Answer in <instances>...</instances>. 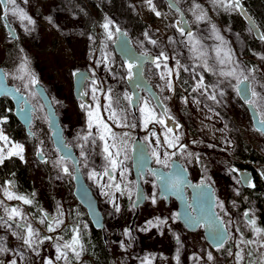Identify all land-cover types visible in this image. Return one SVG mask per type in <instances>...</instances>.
<instances>
[{"label": "rangeland", "instance_id": "obj_1", "mask_svg": "<svg viewBox=\"0 0 264 264\" xmlns=\"http://www.w3.org/2000/svg\"><path fill=\"white\" fill-rule=\"evenodd\" d=\"M100 3V6L104 7L103 10L109 12H106L105 16L103 13L101 15L93 4L88 6L87 13L84 6V14L79 13L72 0H16L17 6L23 9L34 23L27 21L23 24L22 21L25 20H21L18 15H7L9 24L20 36L23 54L18 62H10V73L6 79L19 87L16 88L23 91L35 106L34 114L40 124L34 128L38 127L37 133L43 135L44 149L39 147V142L28 145L11 140L6 130V121L0 119V131L8 137L7 143L0 140V148L4 149L0 154L8 157V152L14 150L13 144L24 146L23 160L31 168L34 185L44 201V211L63 223L58 227L53 224L55 231L50 232L25 209L15 207L21 215L13 220L25 227L9 228L0 222V247L7 249L0 252V262L10 264V261L15 259L17 264H45L47 260H51L52 264H67L70 256L77 260V264H88L84 256L79 254L77 257L71 249L62 247L66 242L60 237L62 229L68 224V206L77 202L73 193V175L70 171V175L64 173L62 166L57 165L61 158L59 154H55L56 157L49 163L41 161L37 156V150L40 148L46 158L52 152L53 141L49 126L43 120L46 119L45 110L31 84L34 75L53 99L61 117L66 141L80 159L83 176L98 198L99 208L105 220L102 231L114 256L113 264H230L231 261L238 264L235 254L241 246L242 233L251 234L256 241L258 239L245 216L247 212L250 219H255V211L253 207L248 210L242 207L240 197L243 186L240 177L238 173L230 172L229 164L236 149L234 136L242 134L253 148L264 154V135L254 128L249 110L235 90L236 79L221 76L219 73L233 68L239 73L243 69L244 74L249 75L252 89L264 97V44L259 42L255 55H248L245 36L230 29L215 17L210 0H178V5L185 11L184 14L192 26L195 39L199 41V53L203 55L190 51L188 38L182 36L179 28L176 30L175 27L180 13L163 4V0H152L156 11L161 13L160 16L152 11L147 0H117L118 4L110 1ZM196 5L200 7L197 8ZM204 7L210 9V15H205ZM0 11L3 12L1 6ZM112 12H115L113 16ZM199 15H203L204 19L197 20ZM107 21L112 22L109 25V30L113 33L111 39L108 37L109 30L103 27ZM142 24H145L144 28ZM117 28L131 34L133 45L141 52H164L169 57L167 61L159 62L160 68L147 66L145 74L159 92L167 112L173 117L176 125H179L172 128L171 133L164 124L157 122L161 118L160 112L148 96H142L135 111L130 101L125 98L126 94L132 97V93L128 84V63L122 61L113 46ZM217 35L222 37L223 41L217 39ZM151 40H155L156 44H152ZM10 45L9 32L0 27V65L6 59V48ZM248 57L255 62L253 68L245 63ZM221 59L225 60V64L219 63ZM205 62L211 71L205 67ZM249 69L255 71L249 73ZM79 70L88 71L94 78L93 81L87 82L84 88L89 98L88 105L81 99L76 100L73 92V73ZM161 73L164 74V79H161ZM180 73L193 83L190 92L178 81ZM201 76L207 91L196 87ZM15 80H23V83H17ZM169 82L172 84L171 90L167 87ZM25 84L28 87H25ZM93 87L99 89L95 94L96 100L93 99ZM221 92L224 93L223 96L220 95ZM211 94L216 95L215 101L209 98ZM108 96L111 97L110 101ZM145 99L149 100V106L154 109L157 117V120L150 122L147 127H144V117L140 112ZM109 103L111 108L106 110ZM81 104L86 107L81 108ZM254 106L264 119V100ZM90 110L93 112L91 129L88 127ZM113 111L118 119L110 118ZM97 115L108 124L116 136L115 142L120 150L118 159L122 164L114 171L105 158L104 141L99 138L101 129L96 123ZM132 124L136 126L131 127ZM89 131L91 136H88ZM125 133L128 135L124 136ZM135 134L147 142L154 165L168 169L170 161L174 158L171 154H178V159L194 181L202 176L214 186L217 213L227 226V241L232 240L234 244L231 252L221 254L217 248H213L206 241L203 227L191 232L179 218H174L173 214L178 213V204L175 200L168 204L165 199L159 198L158 184L154 175L149 172L141 181L147 200L137 213L134 207L137 181L129 152ZM85 136L88 137L87 140L84 139ZM175 136H179L176 146L168 147L166 138L174 139ZM105 138L109 145L113 143L112 136L106 134ZM154 148L160 153L161 160L165 159V152L170 155L167 165L156 162L152 155ZM110 151L115 153L117 148H110ZM64 164L69 170L73 168L71 160H65ZM106 168L111 169L112 176L104 174ZM93 173L95 175H92ZM69 178L72 189L67 184ZM115 184H120L119 190ZM4 189L0 187V211L7 213L6 207L15 201L7 198ZM117 205L119 211L116 210ZM82 209L87 213L85 208ZM149 220L153 221L155 226H149ZM27 225H31L37 233L34 248H29L18 238L26 235ZM125 229L128 234H125ZM42 232L45 235H42ZM58 245L61 246V251L66 253V256L59 260L56 259ZM209 252L212 253V260L208 259ZM261 256L264 264V252H261Z\"/></svg>", "mask_w": 264, "mask_h": 264}, {"label": "water", "instance_id": "obj_2", "mask_svg": "<svg viewBox=\"0 0 264 264\" xmlns=\"http://www.w3.org/2000/svg\"><path fill=\"white\" fill-rule=\"evenodd\" d=\"M165 1L169 6L170 0ZM177 7L179 10H177V8L171 9L180 13L179 18L177 19L178 27H183L186 32L189 30L192 31V26L190 25L187 16L184 14L178 4ZM240 13L248 27L251 29L254 37L257 40H261L262 32L258 24L248 13L244 6L243 11H240ZM3 20L5 22L7 32H9L10 39H17L18 34L9 24L8 19L3 18ZM119 30L120 31L117 32V37L114 43L115 52L121 57L124 62L132 63L137 66L133 68L132 78L129 79V84L133 91V97L131 100L133 108H137L140 101V95L142 91H145L153 97L157 108L165 111L164 104L162 103L158 92L144 74L145 66L148 64H153L152 58L156 57V55L152 52L139 51L133 45L132 39L126 33V31L123 29ZM145 53L148 54L147 58H145L144 56ZM4 73V68L0 65V97L6 96L12 100L15 107L14 113L20 123V126L26 129L28 133H30V125L33 119L35 106L31 103L26 94H24L20 90L18 92L16 91L17 88L7 81ZM75 73H77V75H74L73 81L74 94L76 98H81L86 103H88L87 95L83 94H85L84 87L86 82L91 79L90 73L86 70H79ZM81 76H86L87 79H81ZM246 84L250 89H252L250 80L247 81ZM34 89L39 99L41 100L49 119V129H51L52 141L55 148L59 152V156L70 157L67 160H71L75 167V170L72 174L74 185L73 193L75 199L80 204L81 208L86 209V214L89 218L91 226L95 230H103L105 226V220L99 208L98 198L94 194L93 190L83 176L81 169L79 168V160L76 153L74 152L73 147L66 141L61 119L57 114L53 101L48 91L45 89V86L40 81H38V83L34 85ZM240 97L242 99V102L246 104V107L249 110L250 118L252 120L254 128L264 135V130H261L264 129V125L261 124V120L263 118L259 114L258 110L254 105H249L246 102V99L241 95ZM21 109H24V112H22ZM25 113H27L30 119L25 118ZM64 145H67V147H64ZM38 156L41 161L45 160L44 155ZM132 169L137 181L134 201V207L137 209V213L139 211V208L143 206L147 200L145 190L141 182L142 178H144L148 172H150L151 174L155 173L153 175L156 179V183L158 184L159 198L165 199L167 203H170L171 200L174 199L178 204V213L181 214L179 220L184 224L187 230L194 232L197 231L200 227H203L206 241L213 248H216L214 247L210 235L214 227L211 221L215 220L217 224L222 223L223 227H225L226 229L227 226L224 220L217 213L216 194L214 191V186L211 183L205 181H194L190 177L189 171L185 168V166L178 158L172 159L170 167L168 169H165L162 166L154 165L152 156L149 153L148 144L140 136H136L133 140ZM108 175L112 176L111 170L108 171ZM238 175L244 189L251 186L254 176L250 169L239 168ZM177 176H179L181 180L180 187L176 190H166L165 183L175 179ZM43 213L44 216L45 214H47L50 217L49 213L45 211ZM186 214H191L192 216H202L204 217V221L201 222L200 226L192 227L188 222H186ZM47 221L52 222L53 220L47 219ZM227 234L229 236L228 232ZM227 240L224 242V244L227 242Z\"/></svg>", "mask_w": 264, "mask_h": 264}, {"label": "trees", "instance_id": "obj_3", "mask_svg": "<svg viewBox=\"0 0 264 264\" xmlns=\"http://www.w3.org/2000/svg\"><path fill=\"white\" fill-rule=\"evenodd\" d=\"M91 1L92 4L96 6L98 12L101 15L104 14L103 16H105L108 11L103 10L104 7L100 6V2L107 3L110 1L117 3V0H100V2H96V0ZM210 1H212L211 5L213 4L212 8L215 17L221 23L228 25L230 29H233L239 34L242 33L247 41V54L250 56L255 55L257 52L256 50H258V43L261 42L264 44V39L257 40L254 37L251 29L243 19L240 10L234 9L229 3V0H223V3H221V0ZM240 2L258 24L262 34H264V0H240ZM204 13L207 16L210 15V9L205 8ZM22 23H27V20H25V22L22 21ZM0 27L3 29L5 28L1 13ZM93 30L96 32V28ZM130 36L133 40V36L131 34ZM6 53V59L2 61L1 66L4 68V72L9 75L10 62L12 60H16L18 62L23 54L20 36H18L17 39L11 40V45L6 48ZM245 63L250 68L255 66L254 60L249 57L246 58ZM8 75L6 77H8ZM178 81H181V86L188 92H190L193 88V83L182 73L179 74ZM17 83H23V80ZM14 108V104L9 97H0V119H4L6 121L10 139L14 141L22 139L30 141L31 137L30 135L24 134L23 129L15 116ZM36 119L37 117L35 114L32 127H34V121ZM234 137L236 140V149L232 162L229 164L230 172L232 174H237L239 168H247L252 171L254 176L253 182L250 187L246 189L243 188V193L240 197V200L242 201L241 205L246 210L253 207L255 211L254 220L256 221V226L264 229V154L253 148L252 145L247 142L244 137H242V134H237ZM53 151L54 153H52ZM52 152L49 153L51 160L57 155V152L53 148ZM178 156V154L174 155V157L177 158ZM196 181L205 180L202 176H199ZM71 183V178H69L67 184H69L72 189L73 185ZM0 187H4L9 191H12L11 193L14 196H23L32 201L30 204H25L23 200L14 198L15 202L11 204V206H7L9 211L15 207H21L30 213L38 223H41V220L44 219V201L34 185L31 177V168L25 160H21L18 156L5 158L4 163L0 164ZM68 207V224L62 229V237L60 238H62V240L66 243H70L73 235L76 234L74 229L78 230L79 244L75 246L76 252L79 251L80 255L85 257L88 264H113L114 256L108 247V240L104 232L102 230H95L91 226L87 214L83 211L78 202L75 204H69ZM41 224H43L45 229H48L49 222L47 220ZM41 234L45 235L43 232ZM257 239L258 241L254 240V237H251V234L242 233L243 241L251 240L254 241V243H241L238 252H241L243 259L239 260L238 264H263L261 252H264V247H262L261 244L264 243V232L259 235L257 234ZM233 247V241L229 240L217 251L221 254H228V252L232 251ZM249 253H251V255H249ZM67 264H77V260L69 256ZM230 264H233V262L231 261Z\"/></svg>", "mask_w": 264, "mask_h": 264}, {"label": "snow or ice", "instance_id": "obj_4", "mask_svg": "<svg viewBox=\"0 0 264 264\" xmlns=\"http://www.w3.org/2000/svg\"><path fill=\"white\" fill-rule=\"evenodd\" d=\"M25 2H26V0H25ZM147 3L151 6L152 11L155 12V14L157 16L161 15L160 12L156 11L155 6L152 4V0H147ZM221 3H223V0H221ZM229 3L231 4V6L234 9H238L240 11H243V6H242L240 0H229ZM177 4H178V0H170L169 7L170 8H177V10H179L178 7H177ZM0 6H2V8H3V18L6 19L7 15L9 13H11L13 16H17L18 15L21 20H27L29 23H34L32 18L30 16H28V14L26 12H24L23 9H20L17 6L16 0H0ZM196 7L198 8L200 6L196 5ZM49 19H51V18L49 17ZM202 19H204L203 15L197 16V20H202ZM111 23H112L111 21H107V22L104 23L103 27L105 28V30H109V25ZM213 27H215V26H213ZM116 31L119 32L120 30L117 28ZM179 31H180L182 36H186L188 38V44L191 45L190 51H192L195 54L203 55V53H199V50L197 48V45L199 44V41L195 39L194 34L192 33V31L189 30V31L186 32L183 27H179ZM112 35H113V33L109 30L108 31L109 39H111ZM145 35H147V33ZM217 39H220L221 41H223V38L220 37L219 35H217ZM261 39H264V34H261ZM150 42L152 44H156L155 40H151ZM217 54L219 55V49H217ZM147 55H148L147 53L144 54L145 58H147ZM161 58H163L164 61H167L169 59V57L167 55H165L164 52H161L159 54V56H156V57L152 58V62L156 65L157 68H160V66H161L160 63H159ZM229 60H230V57H229ZM219 63L223 65V64H225V60L221 59L219 61ZM177 65H179V61H177ZM134 67H137V66L132 64V63H128L127 64L129 79L132 78L133 68ZM205 67L208 68L206 62H205ZM165 68H167L166 64H165ZM185 70H187V69H185ZM208 70L211 71L210 68H208ZM253 71H255V69H249L248 70L249 73H251ZM168 72H169V75H171V70L170 69L168 70ZM219 74L221 76L234 77L236 79V83L234 85L235 90H236L237 94L241 95L243 98L246 99V102L249 105H257L262 100H264V97H261L259 93H257L255 90L250 89L248 87L246 82L249 81V75H245L243 69H241L239 71V73H237V69L236 68H233L232 70L227 71V72L221 71ZM4 75L7 76L8 74L4 73ZM73 75H77V73L74 72ZM22 78L23 77H21V79ZM164 78H165L164 74L161 73V79H164ZM81 79H87V77L86 76H81ZM37 83H38V80L33 75L32 78H31V84L35 85ZM93 83H95V81ZM25 87H28V85L25 84ZM167 87L170 90L172 89L171 82H169L167 84ZM196 87H197V89L204 88L205 91H207V88L203 84V76H201L200 82L197 83ZM16 91L18 92L19 89H17ZM97 91H99V89L96 88V87H93L92 93H93V99L94 100L97 99V97L95 95ZM110 92H111V89H109V93ZM83 95H86V93L83 94ZM220 95L223 96L224 93L221 92ZM125 98L127 100H129V101L132 100V97L128 96L127 94L125 95ZM209 98L212 99L213 101H215L216 100V95L215 94H211L209 96ZM108 99L110 101L111 97L108 96ZM149 105H150L149 100L145 99V100H143V106L140 108V112L143 114V117H144V121H143L144 122V127H147L148 124L150 122H152L153 120H157V117L155 115L154 109L151 108ZM80 106H81V108H85L86 107L85 104H81ZM98 107H99V105L97 104V108ZM110 108H111V103H109L106 106V110H108ZM21 111L24 112V109H21ZM165 111H167V110L165 109ZM88 115H89L88 127H89V129H91L92 126H93L92 125V120H91V118L93 116V112L90 110L88 112ZM262 116H264V113H262ZM25 118L26 119H30V117H28L27 113H25ZM110 118H117L118 119L117 114H116L115 111L112 112ZM0 122H2V121H0ZM157 122H159L161 124L165 123V121L163 119H159ZM96 123L100 126V129H101L99 138H100V140L104 141L103 151L106 154L105 158L109 161L110 167L114 171L119 165L122 164V161H120L118 159L119 156H120V150L118 149V145L115 142L116 141V136H115L114 133H112L111 128L108 126V124L103 122V120L100 119L98 115H97ZM261 124L264 125V119L261 120ZM124 126H127V125H124ZM135 126H136L135 124L131 125V127H135ZM176 127H179V125L177 124ZM261 130H264V129H261ZM167 131L169 133H171L173 131V129L172 128H168ZM106 134L112 136V138H113V143L111 145H109V143L107 142V140L105 138ZM91 135H92V133H91V131H89L88 136H91ZM127 135H128L127 133L124 134V136H127ZM153 135H154V133H153ZM84 139L87 140L88 137L85 136ZM0 140L5 141V143L8 142V137L5 136L2 131H0ZM178 141H179V136H175L174 139H167L166 138L165 143L167 144L168 147L171 148V147H175L176 146V142H178ZM93 142H95V141H93ZM157 143L159 144V141H157ZM64 147H67V145H64ZM181 147H184V146L181 145ZM12 148L14 150L8 152V157L18 156L21 160H23L24 159V157H23L24 146L22 144H13ZM110 148H117V151L115 153H113L112 151H110ZM3 151H4V149L0 148V153H3ZM38 155H40V156L43 155L42 150L40 152H38ZM83 155H84V152L82 151L81 152V156H83ZM152 155L156 158V162L160 163V164L167 165L168 164V160L170 159V155L167 152H165L164 153L165 159L161 160L160 159V153L155 148L152 150ZM171 155H175V153H172ZM5 158L6 157L4 155L0 154V164L4 163ZM69 158L70 157H68V156H61L60 160L57 161V165L58 166H62V171L64 173L70 175L71 173L69 172V168L67 167L66 164H64V161L69 159ZM104 174L108 175L107 168L105 169V173ZM153 174H155V173H153ZM92 175H95V173H93ZM121 175L123 176V172L121 173ZM110 179H114V177H110ZM180 184H181L180 177L177 176L175 179L165 183V189L166 190L167 189L176 190V189H178L180 187ZM115 187H116L117 190H119L121 186H120V184H115ZM4 194L7 196V198L9 200L15 198V199L23 200V202L25 204L32 203V201L30 199H27L26 197L14 196L10 191H8L7 188L4 189ZM152 199H153V203H155V197H153ZM0 203H2V202H0ZM189 207H190V205H189ZM116 210L117 211L120 210L118 205L116 206ZM5 211L8 214L9 220H12L15 217H18V216L21 215V213L16 208H12L10 211L8 209H5ZM180 215H181L180 213H174L173 214L174 218H177V219L180 218ZM245 216L248 217L249 213L246 212ZM0 219H2V218H0ZM47 219H52L53 220V223H49V225H48V230L50 232L55 231V227L53 226V224H55V226L58 227L60 224L63 223L62 220H59L58 218H51L47 214H45V218L41 220V223H44L45 220H47ZM185 219H186V222H188L190 224V226H192V227H198V226H200L201 222L204 221V217H202V216H192L191 214H186ZM157 220L159 221V218H157ZM160 222L161 223H166V221H160ZM211 223L214 225L213 230L210 233L211 239L213 241L214 247H216L217 250H219L220 248H222L224 246V242L229 238V236L227 234L228 230L225 227H223L222 223L221 224H217L215 220L211 221ZM248 223L253 227L254 231L258 235L260 233L264 232V229H261V228L256 226V221L254 219H249ZM3 224L6 225L7 227L11 228V225L8 224L7 221H3ZM147 224L149 226H155V225H153V221H151V220H149L147 222ZM17 227L18 228H24L25 225L17 224ZM143 230H147V229H143ZM74 232H76V234L73 235L71 242L70 243H65L62 247L64 249H71L76 254V256L78 257L80 253L76 252V248H75V246L79 244L78 230L74 229ZM125 234H128V230L127 229H125ZM13 235H17V234L13 233ZM36 236H37V233L31 227V225H27V233H26V235L23 236V237H18V238L22 239L23 243L25 245H27L29 248H34V244L36 243V239H35ZM45 239H52V237H45ZM177 240H179V237H177ZM39 242L42 243L43 241H39ZM241 243L252 244V243H254V241H251V240L243 241L242 240ZM261 246L264 247V243H262ZM6 250L7 249H5L3 247H0V252H4ZM56 250H57V253H58V255L56 256L57 260H59L62 257L66 256V253H63L61 251V246L58 245ZM235 255H236L238 261L243 259V256L241 255V252H237ZM249 255H251V253H249ZM208 259L209 260L213 259L211 252L208 253ZM0 264H2V262H0ZM10 264H17V261L15 259H13V260L10 261ZM45 264H52V261L51 260H47L45 262Z\"/></svg>", "mask_w": 264, "mask_h": 264}, {"label": "flooded vegetation", "instance_id": "obj_5", "mask_svg": "<svg viewBox=\"0 0 264 264\" xmlns=\"http://www.w3.org/2000/svg\"><path fill=\"white\" fill-rule=\"evenodd\" d=\"M73 1V4H74V7L75 8H77L78 9V11H79V13H82V14H84V11H83V6H84V9H85V12L87 13L88 11H89V9H88V6H92V1L91 0H84L85 2H82V0H72ZM64 3H67V1H64ZM90 4V5H89ZM163 4H165V5H167V3H166V1L165 0H163ZM58 6L61 8V3H59L58 4ZM2 7V6H1ZM181 8V7H180ZM182 9V8H181ZM2 11H3V8H2ZM182 11H184L183 9H182ZM0 13H1V15H2V19H3V12H1L0 11ZM115 12H112V16H113V14H114ZM184 13H185V11H184ZM186 14V13H185ZM178 15V14H177ZM3 22H4V20H3ZM175 27H176V30H178V24H177V22L175 21ZM4 25H5V22H4ZM6 26V25H5ZM144 26H145V24L143 25L142 24V27L144 28ZM5 29V31H7L6 30V27L4 28ZM119 29H121V28H119ZM127 33V32H126ZM128 34V33H127ZM129 35V34H128ZM130 36V35H129ZM116 37H117V31H115V40H116ZM9 39H10V37H9ZM12 40V39H11ZM115 40H114V43H115ZM113 46H114V44H113ZM114 50H115V48H114ZM139 51H141V50H139ZM149 51H151V50H149ZM153 53V52H152ZM117 54V53H116ZM156 56H159V54L160 53H154ZM118 55V54H117ZM119 56V55H118ZM120 57V56H119ZM121 58V57H120ZM163 60V58H161V60L159 61V62H161ZM123 61V60H122ZM124 62V61H123ZM125 63H127V62H125ZM153 66V69H156V65L153 63V64H148V65H146L145 66V69H146V67L147 66ZM145 69H144V74H145ZM92 74L90 73V76H91ZM146 75V74H145ZM147 77V76H146ZM94 80V78L91 76V79L89 80V81H87V82H91V81H93ZM149 80V79H148ZM150 81V80H149ZM86 82V83H87ZM151 82V81H150ZM128 84H129V78H128ZM151 84L153 85V83L151 82ZM34 86V85H33ZM154 86V85H153ZM85 88V87H84ZM154 88H155V86H154ZM129 89H130V91H131V93H132V97H133V91H132V89H131V87H130V84H129ZM156 89V88H155ZM85 90V89H84ZM156 91H157V89H156ZM73 92H74V90H73ZM158 92V91H157ZM158 94H159V92H158ZM50 95V94H49ZM75 95V94H74ZM143 95H146V96H148L152 101H153V104L155 105V107L157 108V106H156V104H155V100L153 99V97L149 94V93H147V92H145V91H142V93H141V95H140V101H139V104H138V106L140 105V102H141V98H142V96ZM159 96H160V94H159ZM51 97V96H50ZM39 98V97H38ZM75 98H76V96H75ZM160 98H161V96H160ZM52 99V98H51ZM78 99H81V98H76V100H78ZM86 105H88L89 104V98H88V96H87V100H88V103H86L83 99H81ZM161 100H162V98H161ZM41 101V100H40ZM52 101H53V99H52ZM130 103H131V106H132V109L135 111L137 108H138V106H137V108L136 109H134L133 108V105H132V101H130ZM162 103H163V101H162ZM41 104H42V102H41ZM53 104H54V106H55V108H56V111H57V114L60 116V114H59V111H58V109H57V107H56V105H55V103H54V101H53ZM164 104V103H163ZM42 106H43V104H42ZM164 107H165V109H166V106H165V104H164ZM44 108V107H43ZM15 109V108H14ZM158 109V108H157ZM45 110V109H44ZM159 110V112H160V119H163L164 121H165V123H164V126L165 127H167V128H176V123L174 122V120H173V117L172 116H170V114L167 112V111H162V110H160V109H158ZM36 112V108H35V111H34V113ZM45 114H46V111H45ZM34 116H35V114H33V119H34ZM33 119H32V122H33ZM60 119H61V117H60ZM44 120V122L47 124V126H49V119H48V117H47V114H46V119H43ZM32 122H31V125H30V133H28L27 131H26V129H25V131L23 130V132H24V134L25 135H30V137H31V139H30V141H25L24 139H22V140H16V142H23V143H25V144H28V145H31V144H37V142H39V144H40V146L39 147H41L42 149H44V139H43V135L40 133H37V130H36V128H38V127H32ZM62 123V122H61ZM39 121H37V119L34 121V126H39ZM63 126V125H62ZM21 128H23V127H21ZM6 130H7V133H8V125L6 124ZM49 132H51V129H50V131ZM9 136V135H8ZM136 136H138V134H135L134 136H133V139H132V144H131V147H130V149H129V152L131 153V157H132V151H133V140H134V138L136 137ZM10 138V137H9ZM52 138V137H51ZM12 140V139H11ZM14 141V140H13ZM52 147H53V149L57 152V155L59 154V152H58V150L55 148V146H54V143L52 144ZM41 149L40 148H38V150H37V156H38V152L40 151ZM39 157V156H38ZM174 158H177V157H174ZM79 161H78V165H79V168L81 169V163H80V159H78ZM45 162H51V159H50V157H49V155L48 156H46V158H45V160H44ZM172 161V160H171ZM171 161H170V164H171ZM72 162V161H71ZM170 167V166H169ZM75 170V167H74V165H73V168L72 169H70L69 171L73 174V171ZM109 170H111V169H109ZM108 170V171H109ZM150 173V172H149ZM148 174V173H147ZM146 177V176H145ZM9 191V190H8ZM10 192H12V191H10ZM172 200H174V199H172ZM171 200V201H172ZM171 203V202H170ZM169 204V203H168ZM10 206H11V204H9ZM7 208V207H6ZM12 208V207H11ZM9 209V208H8ZM0 214H1V218L2 219H0V222H2L3 223V221H7L8 222V224H10L11 225V227H16L17 226V224L18 223H16L13 219L12 220H9V218H8V214L7 213H2L1 211H0ZM43 216H44V213H43ZM44 218H45V216H44ZM248 219H250L249 217H247Z\"/></svg>", "mask_w": 264, "mask_h": 264}]
</instances>
